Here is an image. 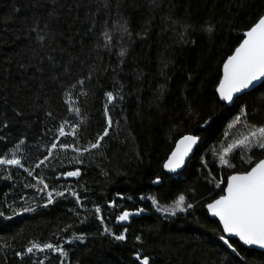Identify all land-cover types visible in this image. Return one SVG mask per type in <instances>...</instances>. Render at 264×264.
I'll return each mask as SVG.
<instances>
[{"label": "trees", "instance_id": "trees-1", "mask_svg": "<svg viewBox=\"0 0 264 264\" xmlns=\"http://www.w3.org/2000/svg\"><path fill=\"white\" fill-rule=\"evenodd\" d=\"M262 14L264 0H0V156L21 161L0 165V264H139L137 252L150 264H264L263 252L230 239L233 253L205 210L226 186L217 180L249 167L242 155L264 159L237 147L227 156L235 168L219 162L249 125L264 126V83L232 107L216 93L224 61ZM61 125L75 134L60 137ZM185 135L201 142L170 176L163 165ZM76 169L78 177L62 175ZM40 179L53 192L47 207ZM180 195L191 209L157 210ZM139 209L141 218L116 220ZM121 232L126 239L115 240ZM30 241L67 256L30 255Z\"/></svg>", "mask_w": 264, "mask_h": 264}, {"label": "snow or ice", "instance_id": "snow-or-ice-1", "mask_svg": "<svg viewBox=\"0 0 264 264\" xmlns=\"http://www.w3.org/2000/svg\"><path fill=\"white\" fill-rule=\"evenodd\" d=\"M104 36L107 39L108 33L105 32ZM243 37L239 46H237L234 52L224 61L223 76L216 87L219 99L226 103H232L236 93L249 88L255 81L264 79V14L260 15L257 22L244 32ZM123 54L124 53L121 52V55ZM80 83H82V81ZM106 95L109 102L114 99L111 92H108ZM241 111L243 112V110ZM107 115L108 113L105 111V116ZM235 119L239 122L240 117H236ZM111 123V120L108 119L109 127ZM249 129L246 136H243L233 143L227 144V146L220 151L219 162L221 165H225L228 168L236 167L229 161L227 156L237 147L241 148L243 151H251L253 148L259 149L261 154H264V126L249 125ZM75 131L76 129L74 127L72 133H66L63 125H61L58 130V135L60 137L74 135ZM107 134L108 129L106 128L104 135ZM102 139L103 136L98 137L96 142H90L88 147L83 148V152L89 151V148H98ZM199 139L200 137L196 135L182 136L181 139L177 141L176 149L172 151L163 167L169 172H175L183 165L185 157L192 151L193 146L197 144ZM21 143H23V141H21ZM56 147L57 144L53 143L51 148L48 149V155L40 160L36 167H40V165L44 164L48 156L52 154V149ZM59 147L68 148L69 145L61 141ZM73 150L81 152L79 148ZM73 159L76 163H82L78 158L74 157ZM241 159L249 164V167L232 172L227 176L226 181L217 180V188H221L222 183H225L226 187L221 188L222 194L219 195L218 198H214L210 203H207L206 207L213 217L218 218L223 233L227 234L228 237H237L239 242L243 245L256 246L260 249H264V159H259L255 164L252 163L251 157L245 159L242 155ZM20 164L21 161L15 154H13L11 158L0 156V165L19 166ZM80 174V170L76 169L74 171H66L62 175L66 177H78ZM29 175H31V172H29ZM7 178L10 179V177ZM156 182H159V180L157 179ZM38 183L44 185L43 189H39V191L46 192L47 201L44 207H47L48 204L53 203V192L48 191V185L44 183L43 179H40ZM71 195L76 197V203L80 204L81 201L79 196L75 192H71ZM56 196L62 197L64 193L56 192ZM152 202L153 205L157 204L155 199H153ZM109 206L111 207L112 205L110 204ZM192 207L193 205L191 203H186L185 196L180 195L174 201L172 207L164 209L158 208L157 210L168 213L169 215H175L177 211L185 212ZM20 211L30 212L33 211V209L24 207ZM142 211L143 209H139L138 213ZM100 213L101 209L96 207V218L103 224L104 221ZM13 214H18L15 209H13ZM3 215L4 213L0 212V216ZM130 215L131 213L129 211H122L121 214L116 216V220L119 222L127 221ZM5 218L11 219L10 216ZM126 231L127 229H124V232ZM104 232L112 234L111 230L107 227L104 228ZM124 232H121L119 235H114V239L117 241H124L126 239ZM76 239H80L81 242H83L82 237L78 236ZM136 239L139 241L140 237ZM219 239L223 241L233 253L239 256L236 247L225 235H220ZM25 251L30 255L51 251L53 253H58L60 257L67 256V252L64 248L50 242L40 243L37 241H30ZM15 255L23 256L24 253L16 252ZM135 259L139 261V264H150L149 257H141L139 252L136 253ZM33 264H44V261H33Z\"/></svg>", "mask_w": 264, "mask_h": 264}, {"label": "water", "instance_id": "water-1", "mask_svg": "<svg viewBox=\"0 0 264 264\" xmlns=\"http://www.w3.org/2000/svg\"><path fill=\"white\" fill-rule=\"evenodd\" d=\"M222 76H223V66H222V70H221V78H222ZM263 83H264V79L259 80V81H255L252 85L249 86V88L244 89V90H242V91L239 92V93H236V94L234 95V99H233V102H232V103H226V102H223V101H221V100H220V101H221V103L227 105L228 107H232V106L235 104V102H236L240 97L244 96L245 94H247V93H249V92H251V91H254L255 89H257V88H258L260 85H262ZM216 93H217V92H216ZM217 95H218V97H219V94H218V93H217ZM179 140H180V139H179ZM179 140H178V141H179ZM200 142H201V139H199V141L197 142V144L193 146L192 151L189 152L188 155L185 157L184 163H183V165H182L180 168H178L175 172H169L167 169L164 168L165 172H166L168 175H170V176H176V175L181 174V173L186 169L188 163L190 162V160H191L192 157L194 156V154H195V152H196V150H197V148H198ZM176 144H177V143H176ZM175 149H176V145H175L173 151H174ZM170 155H171V154H170ZM225 187H226V186H225ZM205 210H206V212L208 213V215H209V217H210L211 219H213V220H215V221H217V222L219 223L218 218L213 217V216L208 212L207 207H205ZM130 213H131V215H130L129 219H128L127 221H124V222H128V221H129L130 219H132V218H141V217L144 215V212H143V211H142V212H139V213H138V212H130ZM137 213H138V214H137ZM219 224H220V223H219ZM220 226H221V225H220ZM221 229H222V226H221ZM222 231H223V229H222ZM223 234H224L225 237H226L227 239H229V240H230V239H235V240L239 241L237 237H228L227 234H225V233H223ZM241 245H242L243 247L247 248V249L256 250V251H260V252H263V253H264V249H260V248H258V247H256V246L243 245L242 243H241Z\"/></svg>", "mask_w": 264, "mask_h": 264}]
</instances>
